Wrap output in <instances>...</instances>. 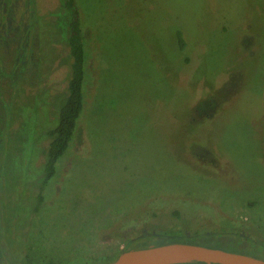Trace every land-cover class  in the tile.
<instances>
[{
  "label": "rangeland",
  "instance_id": "1",
  "mask_svg": "<svg viewBox=\"0 0 264 264\" xmlns=\"http://www.w3.org/2000/svg\"><path fill=\"white\" fill-rule=\"evenodd\" d=\"M39 1L0 70V264H107L207 231L264 247V0H76L85 110L35 211L70 71L63 2Z\"/></svg>",
  "mask_w": 264,
  "mask_h": 264
},
{
  "label": "trees",
  "instance_id": "2",
  "mask_svg": "<svg viewBox=\"0 0 264 264\" xmlns=\"http://www.w3.org/2000/svg\"><path fill=\"white\" fill-rule=\"evenodd\" d=\"M64 9L67 17V28L68 36L67 42L69 46L70 53V71L68 78L67 94L65 101L59 110V120L56 127L48 130L46 133L50 137L49 147L46 151L47 161L44 170V179L41 185L40 193L38 194V203L35 207V211H40L42 204L44 203V187L48 182L55 176L57 172V163L60 161L61 157L65 155L67 150L70 147V144L75 136L78 122L81 117V114L85 110V86L87 79L86 71V48L84 44V36L82 29L81 21V12L76 0H62ZM184 45V44H183ZM162 208H165L162 207ZM160 208V209H162ZM184 213V211L182 210ZM201 213L197 215L186 214L188 217H198ZM153 215H156V212L153 211ZM175 216H180V211H174ZM185 215V214H184ZM227 220H223L222 223L226 224ZM138 220L135 218L133 220L131 217H126L119 224L117 229L124 231L129 229L133 224H137ZM227 236L230 237V235ZM167 236H157L154 235L152 238L142 237L138 238L136 242L129 241L128 249L141 248L145 247L149 241L154 243L155 239H166ZM173 237V236H171ZM177 241L182 242V239L179 236H175ZM234 239V240H233ZM249 240L251 242L249 243ZM171 241V240H167ZM172 243V242H170ZM169 242L162 241V243L157 244V246L170 244ZM156 244V243H155ZM261 242L252 240L243 236V234H236L230 237L227 245L231 251L241 252L250 255L248 252L249 249L255 252L251 256L264 260V247H262ZM224 246L225 244H220ZM264 246V245H263ZM111 263V262H110ZM45 264H59L54 260H50ZM109 264V263H107Z\"/></svg>",
  "mask_w": 264,
  "mask_h": 264
},
{
  "label": "flooded vegetation",
  "instance_id": "3",
  "mask_svg": "<svg viewBox=\"0 0 264 264\" xmlns=\"http://www.w3.org/2000/svg\"><path fill=\"white\" fill-rule=\"evenodd\" d=\"M40 3H42V1L39 0H0V70L1 72L3 71V75L10 71V70L7 71V67L9 64L7 60L9 59L8 58L9 52L12 51L15 53L17 61L19 55L21 53H24L22 49L24 44L27 45L26 38L30 30L29 27L26 30V26L27 24H29V21L32 18V16H36L38 19L39 17H41L38 13V9L41 6ZM8 18L10 22L7 23ZM13 45H16L17 47L14 46L16 47L14 48ZM28 57L29 56L25 54V62H26V58ZM11 64L13 65V60L11 61ZM4 84L7 85L5 81ZM10 86L7 85L5 88V86H3V80L0 78V96H2L3 94L5 95V93H9ZM7 89H9V92L7 91ZM11 121H13V117ZM0 130L1 132L3 131V129L1 128ZM126 232L127 231H118L115 233L120 236L125 234ZM228 235L232 237L236 235V233L234 234L229 233ZM230 237L221 234L216 235L215 233L207 231L201 233V235L199 236H192L191 238L192 239L194 238L195 243L186 242V241H191L190 240L191 238L184 239L182 242L179 241L173 243H188V244L202 245L211 248L223 249L230 252H236L227 249L228 248L227 243ZM137 240L138 238H133L132 240L129 241L136 242ZM129 241L126 242V245L123 248L122 252L119 253L114 258L113 261L118 259L123 252L127 251ZM220 244H225V245L223 247H219L218 245ZM150 246H157V245L155 243H152V241H149V243L145 247H141V248H147ZM133 249H140V248H133ZM185 264H207V263L199 262V263H185Z\"/></svg>",
  "mask_w": 264,
  "mask_h": 264
},
{
  "label": "water",
  "instance_id": "4",
  "mask_svg": "<svg viewBox=\"0 0 264 264\" xmlns=\"http://www.w3.org/2000/svg\"><path fill=\"white\" fill-rule=\"evenodd\" d=\"M264 264V260L240 252H230L188 243H171L123 252L109 264Z\"/></svg>",
  "mask_w": 264,
  "mask_h": 264
}]
</instances>
